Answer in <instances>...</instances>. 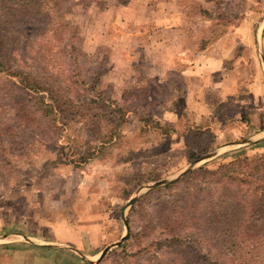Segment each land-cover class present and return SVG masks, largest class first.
I'll return each instance as SVG.
<instances>
[{
  "label": "rangeland",
  "instance_id": "rangeland-1",
  "mask_svg": "<svg viewBox=\"0 0 264 264\" xmlns=\"http://www.w3.org/2000/svg\"><path fill=\"white\" fill-rule=\"evenodd\" d=\"M53 2L57 30L45 36L36 33L44 16L33 9L0 11L3 52L14 54L15 65L24 64L23 69L65 89L73 100L70 110L78 113L76 121H60L58 127L37 113V122L16 117L14 108L33 104L16 89L15 79L0 73V251L12 249L15 239L21 248H32L27 236L35 243L71 247L82 255V264H192L178 256L184 247L205 257V264H228L230 259L220 256L223 247L202 231L180 230L181 241H174L158 218V211L171 205L172 217L187 220L200 203L210 206V200L225 196L232 204L237 200L238 217L247 215L248 227L237 236L247 240L242 246L252 252L246 256L249 264H264V211L243 212L251 203L248 194L263 178L234 185L190 174L264 154V133L249 115L258 104L261 117L264 106V0ZM65 22L71 29L61 31L57 24ZM202 50L219 59L208 63L216 74L192 80L196 92L191 95L190 81L178 71L192 66ZM220 63L228 67L224 73L218 72ZM220 79L233 83L200 90L203 82ZM228 86L242 101L224 100ZM90 100L96 104L89 105ZM103 100L115 110L110 120L120 122L106 143L97 134L103 136L113 122L97 120ZM192 124L208 125L213 132L211 148L206 149L209 137L203 132L206 145L202 152L194 145V155L185 143L192 138ZM253 134L260 140L222 146ZM215 150L220 153L176 177ZM164 179L170 181L147 187ZM124 220L128 236L99 259L105 247L125 235ZM61 254L48 249L41 256L44 264H60L67 259ZM34 255L38 258L37 250Z\"/></svg>",
  "mask_w": 264,
  "mask_h": 264
},
{
  "label": "trees",
  "instance_id": "trees-1",
  "mask_svg": "<svg viewBox=\"0 0 264 264\" xmlns=\"http://www.w3.org/2000/svg\"><path fill=\"white\" fill-rule=\"evenodd\" d=\"M51 3H53L51 5ZM54 5L53 0H0V11H6L7 15L17 11L18 7H23L26 11L34 10L36 16H44V20H39L36 33L42 36L49 34L51 31H56L57 26H55V18L51 16L52 7ZM1 17V14H0ZM55 22V23H54ZM28 23V22H27ZM26 24V23H24ZM67 23L57 24L61 31L66 29H71L66 25ZM74 36L71 35L72 38ZM3 43L0 42V73L5 74L8 78L13 81V84L16 85V89L19 92L24 93L28 98L25 100L32 102V108L21 104L20 107L14 108V112L22 120H27L28 122H37L34 114L37 113L46 119L50 124L55 127H58L56 123L61 122H72L76 121L78 113L71 111L70 107L73 106V100L68 96V92L56 86L48 80V77H39L35 76L31 71L23 69V65L18 66L11 62V59L14 57V54H5L2 50ZM89 105L92 103L96 104V101L90 100ZM106 102V101H105ZM104 100L100 105V112L96 114L98 122H104V118L108 117V121L111 123L115 115V110L110 108V103L107 102L105 105ZM22 103V102H21ZM76 107H79V104H76ZM98 108V106H95ZM92 109V108H91ZM94 109V108H93ZM91 111V110H90ZM92 113V111H91ZM21 114V115H20ZM32 116V117H31ZM120 120V119H118ZM39 121V120H38ZM61 121V122H60ZM64 122V123H65ZM63 123V124H64ZM120 122H113V127L107 128V132L101 136L98 132V141L101 142H110L114 137V131ZM62 124V125H63ZM104 126V125H103ZM102 125L100 127H103ZM192 135L186 139V146L188 149H191V153L194 155L195 149H198L195 146L200 147V151L204 150L206 142L203 143V139L200 138V130L191 129L189 130ZM209 137L207 142V147L211 148L210 138H212L211 133H207ZM209 146V147H208ZM201 172L202 174H208L209 176L215 177L218 179V184L221 183H232L234 185H243L253 182L255 176V182L260 177L263 178V182L259 184L257 189H255L252 194H248L250 198V205H247V210L243 211L249 213L250 209H254L258 214H262L264 211V154L259 156L256 159L238 158L235 161L230 163L219 165L216 169H208L206 167H200L197 171L194 170L192 173ZM260 183V182H258ZM231 190V186H228ZM229 190V191H230ZM228 191V192H229ZM228 192H224L228 197ZM225 196H219L217 199L210 200V206L207 203H200L199 212L191 211L187 220H182L179 218H174L170 214L173 213L174 208L171 205H168L164 210L158 211V218L160 221V227L166 229L168 233L172 235L174 241H181L179 232L180 230L188 228L189 230L196 229L205 233L210 240H214L215 244H218L220 248L223 247V252L221 253V258L230 259L228 264H249L248 258L246 257L251 252L246 250L245 241L247 240L239 239L237 232L242 228L246 229L248 227V218L238 217L242 212V209H239V204L236 200L235 204L233 201H229ZM225 201H229L228 205H225ZM244 206H242L243 208ZM185 209V207L183 206ZM187 229V230H188ZM187 244H189L187 242ZM253 248V243L251 245ZM252 253V252H251ZM250 253V254H251ZM178 256L186 261H189L192 264H205V257H202L201 254H197L195 251H188L187 249L182 248ZM210 262V263H209ZM208 264H225L224 262L215 261L211 262L209 260ZM264 262V261H261ZM263 264V263H262Z\"/></svg>",
  "mask_w": 264,
  "mask_h": 264
},
{
  "label": "crops",
  "instance_id": "crops-1",
  "mask_svg": "<svg viewBox=\"0 0 264 264\" xmlns=\"http://www.w3.org/2000/svg\"><path fill=\"white\" fill-rule=\"evenodd\" d=\"M200 52H201L200 54H198L197 56H195L193 58V61H192L193 65L192 66H186L185 68H183L181 70V72L178 71L179 75H181L184 78H187L190 81V84H188V90H190L191 95H194L196 92V90H194V85L192 84V80H194V79L199 80L201 78L204 79L206 75L216 74L214 72V71H216V69L212 70L208 66V63H212V62L218 63V61H219V59H217V57H208L207 55L203 54V53H205V50H202ZM174 56L175 55H172L171 58L169 59V62H172V63H170L172 65H173V61L175 60ZM194 63H196V64H194ZM206 69H208V71H211V72H207ZM217 69H219L218 72L221 71V73H224V71L226 69H228V67H225L222 65V63H220V66ZM232 83H233L232 80H227V79H220L218 81L213 80L212 82L206 81V82L202 83L200 90L202 91V89H204V88L207 89L208 87H213V86H224L225 87L227 85H231ZM227 88H229L230 92H228L225 95V97H228V98L224 99L225 101L231 100L234 102L232 104H236V102L242 101V100L236 99V97L234 96V91L232 89V86H228ZM204 99H205V97H204ZM193 101H195V100H193ZM201 103H202V101L200 100V104ZM189 109L195 111L194 107H191ZM203 109H204V107L198 108L197 111L200 112L199 116L202 114L201 112ZM261 109H263L261 117H259L260 110H259L258 104H256L255 106H253L249 109L250 110L249 115H250L252 125L253 124L256 125L257 126L256 128L259 131L261 130L264 133V106H262ZM211 110H212V108H211ZM200 117H202V116H200ZM235 117L240 119L239 116L235 115L234 118ZM205 118H207V117L205 116ZM255 119H257V120H255ZM196 128L198 130H200L201 132L211 133L213 135V132H212V130L209 129L208 125L201 126L199 124H192L191 127H189L188 129L190 130V129H196ZM246 139L250 140V142L241 143V142H243V140H246ZM259 140L260 139L257 138L256 135L253 134L248 138L234 140V141L226 143L225 145H222V146L226 147V146H235V145H241V144H252V143L257 142ZM235 142H240V143L236 144ZM185 143H186V140H185ZM215 151L218 152V150H215ZM208 153H210V152H208ZM208 153H206V154H208ZM219 153L220 152H218L217 155ZM206 154H204V155H206ZM6 236L7 235H3L2 238L6 237ZM24 239L26 241L25 243L31 245L32 248H30L29 246H25V249H23L20 247V245H22V244H19V242H15L16 239L12 240V242L9 246L12 249H8V250L5 249L4 251H0V264H44L46 262V259L44 258L43 255L41 256V254L43 253V251L48 250V249H53V250L58 251V253L61 252V253L66 255L67 259L64 260V262H60V264H82V262H83L82 255L69 246L61 248L54 243H52V244L48 243V242L35 243L27 236H24ZM36 250H37L38 258L34 255ZM75 254L79 255L80 258H77L75 256ZM65 255H62V256H65Z\"/></svg>",
  "mask_w": 264,
  "mask_h": 264
},
{
  "label": "water",
  "instance_id": "water-1",
  "mask_svg": "<svg viewBox=\"0 0 264 264\" xmlns=\"http://www.w3.org/2000/svg\"><path fill=\"white\" fill-rule=\"evenodd\" d=\"M248 142H250V140H247V139H246V140H243V142H241V143H248ZM235 143L237 144V143H240V142H235ZM217 153H218L217 151H212V152H210V153H208V154H206V155H203V156L199 157V158L196 159L195 161L191 162V164H190L186 169H184L182 172H180L179 175L176 176V177H180L181 175L187 173L189 170H191V169L194 167V164H195V163L200 162V161H203V160H205V159H207V158H210V157H214V156L217 155ZM168 181H170V180H168V179L160 180V181H157V182H155V183H153V184H151V185H149V186H147V187L149 188V187H152V186H158V185L163 184V183L168 182ZM135 200H136V197L131 198V199L128 201L127 205H130V204L133 203ZM124 224H125V226H126V233H125V235H123L119 241H117V242H115L114 244H111V245L105 247V248L102 250V252L100 253L99 259L102 258V257L106 254V252H108V250H109L111 247H113V246H118V245H119V244H120V243H121V242H122V241L128 236V234H129V232H128V225H127V223H126L125 220H124Z\"/></svg>",
  "mask_w": 264,
  "mask_h": 264
}]
</instances>
